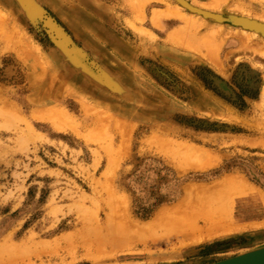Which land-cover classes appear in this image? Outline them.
Here are the masks:
<instances>
[{
	"label": "rangeland",
	"instance_id": "obj_1",
	"mask_svg": "<svg viewBox=\"0 0 264 264\" xmlns=\"http://www.w3.org/2000/svg\"><path fill=\"white\" fill-rule=\"evenodd\" d=\"M45 1L32 16L2 5L45 73L31 85L2 48V94L33 134L0 120V264H212L264 247V33L243 26H264V0H187L204 21L176 0ZM31 97L71 129L34 119ZM211 202L231 210L224 232L177 236Z\"/></svg>",
	"mask_w": 264,
	"mask_h": 264
},
{
	"label": "bare ground",
	"instance_id": "obj_2",
	"mask_svg": "<svg viewBox=\"0 0 264 264\" xmlns=\"http://www.w3.org/2000/svg\"><path fill=\"white\" fill-rule=\"evenodd\" d=\"M177 1V3H176V6L178 7V12H179V15L180 16H185V15H187V11H190V12H193V13H190V14H192V16L193 17H196L198 20L200 19V20H202V21H204L205 19L203 18V17H205V18H209L210 16H211V13H209L208 11H206V10H204V9H202V7L201 8H199V7H196L194 4H191L190 2H188L187 0H176ZM182 1V2H181ZM46 1L45 0H0V54L2 53L1 52V50H2V48H5V47H7V46H5V45H8V46H10V47H13V48H15V55H16V57L18 56V58H22V59H24V60H26L27 61V65H28V67H29V71H31L30 72V81L29 82H31V85H33V86H35V85H38L39 83H40V77H41V72L39 71V67H37V66H42V64L41 65H39L38 63V61L40 60H37L38 58H36V57H34V54H33V51H35V49L36 50H38L39 48H38V46L33 42V40H32V38H30L31 36H27L26 34H24V35H26V36H23L22 35V33H21V30L18 28V26H17V24H16V22L15 21H12L11 19H9V15L5 12V11H3V9H2V5H4V4H8V5H10L11 7H14V8H18V7H20V9H21V7L23 6L24 8L26 7V9H30V14H31V16L32 15H34V13H38L39 12V10L37 9V7H40V8H43V9H45V10H47V5H46V3H45ZM174 6V5H173ZM173 6L172 7H170V8H173ZM190 8H193V9H196V10H198L199 12H194V11H192ZM41 10V9H40ZM18 11V10H17ZM37 11V12H36ZM44 11V10H43ZM41 12H42V10H41ZM201 12H203L204 14H202ZM43 13V12H42ZM44 14V13H43ZM177 14V13H176ZM18 15H20V14H18ZM41 15V14H40ZM203 15V16H202ZM38 16H39V14H38ZM218 16V15H217ZM18 17V16H17ZM24 17V16H23ZM38 18V17H37ZM155 18V17H154ZM211 18V17H210ZM209 18V19H210ZM213 18H215V17H213ZM212 18V19H213ZM246 18V17H245ZM39 19V18H38ZM192 19V18H191ZM26 20V19H25ZM44 20V19H43ZM193 20H194V18H193ZM153 21H155V20H153ZM156 22V21H155ZM246 23H249V25H251V26H253V27H260V30H257V31H261V32H263L264 33V26L263 25H261L260 23H258V22H256V21H251V20H246ZM51 24V23H50ZM157 24V23H156ZM25 25V24H24ZM36 27V26H35ZM51 28V27H50ZM33 29V28H32ZM36 29V28H35ZM52 30H54V29H52ZM223 30V29H222ZM59 31V30H58ZM239 31V30H238ZM244 32H246V33H251V32H247V31H245V30H243ZM242 31V32H243ZM24 32V31H23ZM26 32H29V31H26ZM31 32V31H30ZM33 32V31H32ZM50 32V31H49ZM55 32H57V30L55 31ZM57 34V33H56ZM252 34H254V35H257L256 33H254V32H252ZM31 35V34H30ZM59 34H57V36H58ZM62 35V34H61ZM219 35V34H218ZM246 36H248V35H246ZM24 37V38H23ZM64 37V36H63ZM58 38H62V37H60V36H58ZM246 38V37H245ZM173 39V38H172ZM248 39V38H247ZM63 41V40H62ZM63 43V42H62ZM61 43V44H62ZM34 44V45H33ZM33 46H34V48H33ZM64 46V45H63ZM62 46V47H63ZM38 49H37V48ZM65 47V46H64ZM36 52H39V51H36ZM35 52V53H36ZM39 55V54H38ZM38 57H40V56H38ZM45 59V58H44ZM41 61V60H40ZM41 63H43L42 61H41ZM38 64V65H37ZM46 65H47V63H45ZM37 65V66H36ZM43 67H45V66H42V70H43ZM11 70H10V73H9V76H12V78L11 79H15L16 80V72H17V69H16V67H15V69H16V71H13L12 70V68H10ZM47 70V69H46ZM43 72H44V70H43ZM15 73V74H14ZM45 73V72H44ZM46 73H47V71H46ZM28 75V74H27ZM42 78V77H41ZM94 79V78H93ZM9 80V79H8ZM104 80V79H103ZM95 85V84H94ZM3 89L2 88H0V120H9V118L11 119H14L15 121L17 120V121H19L20 123H25L26 124V128H27V130H28V132L30 133V134H33V128H32V126H31V124L23 117V116H21L20 115V113L18 112L19 110H18V108H17V106L13 103V101H11L10 99H8L6 96H3ZM30 102L31 103H35V104H37V108H39V109H43L44 107H45V109H43V111H45V112H41L42 110H40V112H37V113H32L33 114V118L34 119H41V120H44V121H49V122H51V123H53L52 125H55V127L60 131V130H62V131H65L67 128H70V126H71V124H72V120L70 119V117L66 114V112H60L59 111V109L56 111H54V113H53V110L51 109V107H47V102H43V103H37L36 101H35V99L34 98H32L31 97V100H30ZM208 102V101H207ZM47 108H50L47 112H46V110H47ZM59 111V112H58ZM232 118V117H231ZM222 120V119H221ZM236 121V120H235ZM75 125V124H74ZM72 128H75V127H72ZM71 129V128H70ZM72 131H74L73 129H72ZM75 132V131H74ZM29 134V135H30ZM80 134V133H79ZM79 136V135H78ZM26 139V138H25ZM176 145V144H175ZM176 146H178V144L176 145ZM181 146V145H180ZM190 146V145H189ZM189 146H187V145H185V147H189ZM193 147V146H192ZM175 148H177V147H175ZM183 148V147H182ZM181 148V149H182ZM194 148V147H193ZM186 150H187V148H186ZM185 150V151H186ZM195 150H198L197 148L196 149H194V151L192 150V151H189V152H191V153H193V155L195 154L196 156H197V154L195 153ZM171 151H172V149H171ZM203 151V150H202ZM202 151H199L200 153H202L203 154V152ZM181 152V151H180ZM175 153V152H174ZM183 153V152H182ZM187 153V152H186ZM191 153H188V154H190L191 156H192V154ZM201 154V156H205V154H203L202 155ZM184 155V154H183ZM201 156H199V158L201 157ZM194 156H192V158H193ZM210 157H211V155H210ZM183 158V157H182ZM186 159H185V161L187 160V157H185ZM191 157H189V159H192ZM196 158V157H195ZM206 158V157H205ZM209 158V157H208ZM207 158V159H208ZM210 159V158H209ZM209 159H208V161H209ZM180 160V159H179ZM198 160H200V159H198ZM202 160H203V158H202ZM218 160V159H217ZM217 160H215V161H217ZM189 161V160H188ZM192 161V160H191ZM191 161L190 162H188V163H190V164H193V163H191ZM204 161V160H203ZM207 161V162H208ZM214 162V160H212L211 159V162ZM198 162H200V161H198ZM202 162V161H201ZM205 162V161H204ZM203 163V162H202ZM201 163V164H202ZM216 163V162H215ZM183 164V163H182ZM195 164V163H194ZM208 165H210V163L208 164ZM214 166H215V164H213ZM218 165V164H217ZM192 167H194L193 165H191ZM190 166V167H191ZM211 166V165H210ZM187 167V166H186ZM196 168H197V164H196V166H195ZM212 167V166H211ZM189 168V167H188ZM210 168V167H209ZM194 169V168H193ZM184 170V169H183ZM232 177H234V180H235V176H232ZM232 177H230V178H232ZM229 178V177H228ZM237 178H239V176L237 177ZM236 178V179H237ZM229 180V179H228ZM228 180H225L224 181V183H225V185H227L228 187H229V185H233L234 186V184H227L226 182H228ZM232 180V179H231ZM236 182L237 181H240V180H235ZM223 183V184H224ZM242 183V182H241ZM241 183L239 182V183H235V184H237L238 186H239V189H240V185H241ZM222 184V185H223ZM245 184V183H244ZM247 184H249V183H247ZM236 185V186H237ZM224 186V185H223ZM227 186H224V187H222V188H228ZM234 187V188H236L235 190L237 191V188L238 187ZM216 187H218V186H216ZM230 187H232V186H230ZM229 187V188H230ZM242 188H243V190H244V194H245V192H246V188H244L243 186H241ZM197 188H199V187H197ZM252 188V187H251ZM193 189V188H192ZM196 189V188H195ZM205 189H207V188H205ZM204 189V190H205ZM211 189V188H210ZM216 189L217 188H215V193H216ZM218 189H221V187H219ZM254 189V188H253ZM197 190V189H196ZM196 190H194V191H196ZM199 190L200 189H198L197 191L199 192ZM203 190V189H202ZM202 190H200V192L202 191ZM204 190H203V192H204ZM243 190L241 189V191L240 190H238V191H240V192H238V195L240 194V193H243ZM255 190V189H254ZM258 190V189H257ZM217 191H219V190H217ZM247 192H248V190H247ZM255 192V191H254ZM259 192V191H258ZM197 193V192H196ZM205 193V192H204ZM218 193V192H217ZM237 193V192H236ZM203 194V193H202ZM243 194V195H244ZM247 194V193H246ZM200 195V194H199ZM240 195H242V194H240ZM239 195V196H240ZM259 195V194H258ZM263 195V194H262ZM264 196V195H263ZM262 197V196H261ZM207 202H208V200H206ZM205 201V202H206ZM119 202V201H118ZM212 203V202H211ZM209 204V205H212V204H216V203H212V204ZM264 203V202H263ZM120 204V203H119ZM233 204V203H232ZM217 205H218V203H217ZM217 205H215L214 207H217ZM234 205V204H233ZM233 205H231V206H233ZM220 208H222V207H224V206H226V205H220V203H219V205H218ZM230 206V205H229ZM202 207V206H201ZM209 207H211V206H209ZM213 207V208H214ZM219 207H217V208H215V209H213L212 207L211 208H209V209H206V211H203V212H200V213H198V214H196V215H193V216H191V214H190V217H188V218H185V219H187V226H186V230H185V233L183 234V233H178L177 234V236L179 235L180 237H182V236H186L187 237V241H189L190 239L188 238V237H191L192 236V239H193V241H194V239H195V241H196V239L200 242L201 241V238H196V237H198V235L199 234H201V233H203L202 235L203 236H206L207 238H209L210 236H212V234H214L215 232H217V230L219 229V226L221 225L222 226V224L220 223L221 221H223L224 222V220L222 219L223 217H224V215H223V217L222 218H218V216H217V214L219 215V212L217 213V211L219 210V211H221L220 212V215H219V217H221V215L222 214H224V210H225V212L226 211H228V212H226V217L225 218H227V213L229 214V210H230V208H229V210L227 209V207H224V208H226V209H223V212H222V209H220ZM122 212V211H121ZM172 212V211H171ZM230 212H231V210H230ZM125 213V212H124ZM163 213V212H162ZM161 213V214H162ZM164 214V213H163ZM168 214H169V216H168ZM173 214V213H172ZM122 215V214H121ZM163 216V215H162ZM162 216H161V218H162ZM166 215L164 214V217H165ZM167 216L168 217H170V213H167ZM165 217L164 219H165V221H166V218H168V217ZM122 217H123V215H122ZM174 217V216H173ZM128 219V218H127ZM159 219V218H158ZM163 219V218H162ZM161 219V220H162ZM204 220V222H205V226L204 227H202V226H200L199 225V220ZM160 220V221H161ZM227 220V219H226ZM125 221H127V223H130V222H128V220H125ZM130 221V220H129ZM164 220L162 221L163 222V224H164V222H165ZM158 222H159V220H158ZM162 222H160V224L162 225ZM222 222V223H223ZM157 223V222H156ZM111 224V223H110ZM136 224H138V223H136ZM220 224V225H219ZM226 224H228V223H226ZM225 223L223 224V225H226ZM132 225V224H131ZM154 225H155V223H154ZM158 224H156V226H157ZM133 226V225H132ZM147 226V225H146ZM153 226V225H152ZM156 226H155V228H156ZM160 226V225H159ZM220 226V227H221ZM149 227V226H148ZM223 227V226H222ZM226 227V226H225ZM234 227H236V226H234ZM246 227V226H245ZM138 228V227H137ZM133 229H134V227H133ZM148 229V228H147ZM222 229V228H221ZM227 229H228V227H227ZM230 229V228H229ZM137 230V229H136ZM150 230V229H149ZM220 230V229H219ZM218 230V231H219ZM224 229H222V230H220L219 232L221 233V231L222 232H224L223 231ZM108 231H110V230H108ZM204 231H206L207 233L205 234L204 233ZM137 232H138V230H137ZM139 232H140V235L142 234V235H145V228H141V226H140V229H139ZM148 232V231H147ZM219 232H218V234H219ZM226 233H228V232H230V231H228L227 232V230L225 231ZM109 233H111V232H109ZM136 233V232H135ZM150 233V232H149ZM139 234V233H138ZM205 234V235H204ZM195 236V237H194ZM216 236H217V234H216ZM215 236V237H216ZM206 239V238H205ZM211 239H212V237H211ZM214 239V238H213ZM207 240V239H206ZM186 241V240H185ZM186 241V242H187ZM194 241V242H195ZM204 241V240H203ZM259 248H262V247H259ZM259 248H257V249H259ZM255 250V249H254ZM252 251V250H251ZM248 252H250V251H248ZM245 253H247V252H245ZM245 253H243V254H245ZM240 255H242V254H240ZM237 256H239V255H237ZM234 257H236V256H234ZM230 258H233V257H230ZM230 258H228V259H230ZM224 260H227V259H224ZM221 261H223V260H221ZM218 262H220V261H218ZM215 263H217V262H215ZM212 264H214V263H212Z\"/></svg>",
	"mask_w": 264,
	"mask_h": 264
},
{
	"label": "water",
	"instance_id": "obj_3",
	"mask_svg": "<svg viewBox=\"0 0 264 264\" xmlns=\"http://www.w3.org/2000/svg\"><path fill=\"white\" fill-rule=\"evenodd\" d=\"M182 2V1H181ZM194 12H199L196 9L190 8ZM204 14L203 12H201ZM243 26L245 28H250L253 30H260V27H253L249 23L244 22ZM214 264H264V247L252 250L245 254L223 260Z\"/></svg>",
	"mask_w": 264,
	"mask_h": 264
}]
</instances>
